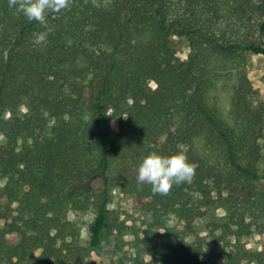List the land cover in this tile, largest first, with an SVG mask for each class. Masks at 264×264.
Instances as JSON below:
<instances>
[{
    "label": "trees",
    "instance_id": "1",
    "mask_svg": "<svg viewBox=\"0 0 264 264\" xmlns=\"http://www.w3.org/2000/svg\"><path fill=\"white\" fill-rule=\"evenodd\" d=\"M249 55L264 56V0H70L43 24L0 0V264H86L105 232H122L114 191L150 215L134 264H264L242 241L264 239V105L249 104ZM216 90L230 96L226 119ZM152 152L183 153L191 182L166 195L139 182ZM215 209L223 219L198 237Z\"/></svg>",
    "mask_w": 264,
    "mask_h": 264
},
{
    "label": "rangeland",
    "instance_id": "2",
    "mask_svg": "<svg viewBox=\"0 0 264 264\" xmlns=\"http://www.w3.org/2000/svg\"><path fill=\"white\" fill-rule=\"evenodd\" d=\"M170 44L175 52L178 61H186L190 53L188 43L184 38L170 37ZM244 71L248 81L251 83L253 93L249 97V104L252 108L264 105V56L249 55L246 57ZM152 88L154 83H150ZM217 100L212 98L215 110L222 118H227L229 110V94L216 90ZM5 139L0 137V145L4 144ZM4 180L0 177V208L3 206L4 199L1 196V188ZM109 209L114 211L118 216V221L122 225V232L118 235L116 231L105 232L102 237L100 246L90 252L86 259V264H134L131 261L133 250L131 249V241L133 234L145 228L150 221V215L140 210L135 203L134 198L130 195L121 194L118 191L113 192V197L109 205ZM224 217L222 209H215L208 212L205 217L195 222V234L200 238H205L208 230V224L211 222H220ZM89 220V219H88ZM175 230L181 229V224L177 221L173 222ZM85 229L82 230V237L85 238ZM246 248L253 251L264 252V239L251 234L242 238Z\"/></svg>",
    "mask_w": 264,
    "mask_h": 264
},
{
    "label": "clouds",
    "instance_id": "3",
    "mask_svg": "<svg viewBox=\"0 0 264 264\" xmlns=\"http://www.w3.org/2000/svg\"><path fill=\"white\" fill-rule=\"evenodd\" d=\"M70 0H10V5L16 6L29 21L45 23V14L50 11H60L68 6ZM195 175V166L188 163L183 153L172 156H162L152 152L144 157L137 169V180L152 185L153 190L166 195L173 185L190 183ZM175 219L174 214H168V222Z\"/></svg>",
    "mask_w": 264,
    "mask_h": 264
}]
</instances>
